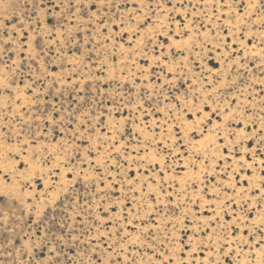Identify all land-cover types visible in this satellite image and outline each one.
<instances>
[{
    "label": "rangeland",
    "instance_id": "374dc122",
    "mask_svg": "<svg viewBox=\"0 0 264 264\" xmlns=\"http://www.w3.org/2000/svg\"><path fill=\"white\" fill-rule=\"evenodd\" d=\"M0 264H264V0H0Z\"/></svg>",
    "mask_w": 264,
    "mask_h": 264
}]
</instances>
